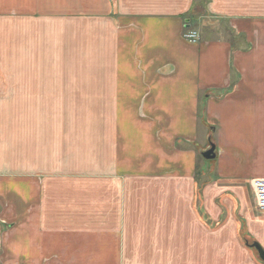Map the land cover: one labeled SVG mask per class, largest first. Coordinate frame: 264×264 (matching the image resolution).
<instances>
[{
	"label": "crops",
	"instance_id": "obj_1",
	"mask_svg": "<svg viewBox=\"0 0 264 264\" xmlns=\"http://www.w3.org/2000/svg\"><path fill=\"white\" fill-rule=\"evenodd\" d=\"M195 1L0 0V264H257L264 0Z\"/></svg>",
	"mask_w": 264,
	"mask_h": 264
},
{
	"label": "rangeland",
	"instance_id": "obj_2",
	"mask_svg": "<svg viewBox=\"0 0 264 264\" xmlns=\"http://www.w3.org/2000/svg\"><path fill=\"white\" fill-rule=\"evenodd\" d=\"M206 0L195 1L193 4V8L188 12L186 18H190L193 22L196 21V25H193V28L197 27H205L207 32L211 33L212 36L215 35V27L224 28L227 26V21H225L221 17H215L213 14L207 9ZM196 7V8H194ZM199 8V9H198ZM1 97V94H0ZM19 102L17 101H0V141H2L6 136L11 135L13 128H16L17 120H18V111H19ZM75 112L79 114L89 112L94 113L92 111L96 110L100 112L102 108V103L90 102V103H74ZM87 105V106H86ZM77 108V109H76ZM89 110V111H88ZM93 116H90L89 119H92ZM96 120V119H95ZM204 160H202L203 162ZM206 174V179L203 181V188L206 185L210 184L212 181H218L215 177H213V172L211 168H203V173ZM223 195L218 197V202H221ZM222 204V203H220ZM249 238V237H248ZM259 242V241H258ZM253 243V239H248L247 246L254 251V257L257 261V264H264V262L260 259L257 250L250 245ZM253 257V258H254Z\"/></svg>",
	"mask_w": 264,
	"mask_h": 264
},
{
	"label": "built area",
	"instance_id": "obj_3",
	"mask_svg": "<svg viewBox=\"0 0 264 264\" xmlns=\"http://www.w3.org/2000/svg\"><path fill=\"white\" fill-rule=\"evenodd\" d=\"M189 39H196V32H190L185 35ZM256 203L259 209L264 210V179L253 181Z\"/></svg>",
	"mask_w": 264,
	"mask_h": 264
},
{
	"label": "water",
	"instance_id": "obj_4",
	"mask_svg": "<svg viewBox=\"0 0 264 264\" xmlns=\"http://www.w3.org/2000/svg\"><path fill=\"white\" fill-rule=\"evenodd\" d=\"M202 156L205 159H214L216 157V146L213 142H210V147L202 152ZM251 247L255 248L257 250V253L260 257V259L264 262V248L259 242H254L250 245Z\"/></svg>",
	"mask_w": 264,
	"mask_h": 264
}]
</instances>
